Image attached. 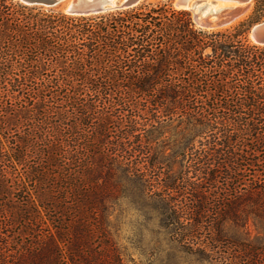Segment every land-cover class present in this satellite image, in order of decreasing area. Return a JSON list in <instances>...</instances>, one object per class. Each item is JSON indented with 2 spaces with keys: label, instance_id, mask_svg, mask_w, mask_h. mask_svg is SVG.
Returning <instances> with one entry per match:
<instances>
[{
  "label": "trees",
  "instance_id": "16d2710c",
  "mask_svg": "<svg viewBox=\"0 0 264 264\" xmlns=\"http://www.w3.org/2000/svg\"><path fill=\"white\" fill-rule=\"evenodd\" d=\"M242 26L0 0V264H126L121 196L192 254L264 264V46Z\"/></svg>",
  "mask_w": 264,
  "mask_h": 264
},
{
  "label": "rangeland",
  "instance_id": "374dc122",
  "mask_svg": "<svg viewBox=\"0 0 264 264\" xmlns=\"http://www.w3.org/2000/svg\"><path fill=\"white\" fill-rule=\"evenodd\" d=\"M12 1L18 2L28 8H36L42 11H56L64 13L60 8L62 4H58L52 7H46L42 5H26L20 0ZM174 1L175 0H143L142 3L133 8L139 7L141 5H156L158 3H161L171 5L173 8L179 9L174 6ZM258 4V0H253L249 6L248 12L243 18L238 20L233 25L218 28L215 30H225L226 28L234 27L238 24H241L243 25L242 28H246V38L250 43H253L248 35L249 28L253 24L264 19V10L258 9ZM129 9L111 10L99 14L125 11ZM184 10H187L189 12L193 21L192 12L188 9ZM99 14H92L86 16H95ZM193 23L195 27L200 28L194 21ZM127 201H129V199H127L126 197H119L116 201V205L112 210V215L109 217L110 236L114 241V244L118 248V251L120 252L124 263L220 264L219 262H215V260L211 258H202L196 254L188 252L179 242H177L172 237L169 230L159 226V223L155 216H152L149 212H141L140 210H138V207L130 206V203H128ZM246 230H248L249 234L251 235L250 237H254L257 233L253 222L250 219L247 222Z\"/></svg>",
  "mask_w": 264,
  "mask_h": 264
},
{
  "label": "water",
  "instance_id": "95a60500",
  "mask_svg": "<svg viewBox=\"0 0 264 264\" xmlns=\"http://www.w3.org/2000/svg\"><path fill=\"white\" fill-rule=\"evenodd\" d=\"M26 5H42L46 7L61 5V10L69 15L86 16L104 13L111 10L133 8L143 0H116L110 4L108 0H20ZM204 0H175L174 6L188 9L192 12L193 21L202 29L215 30L222 28L241 16L249 8L253 0H219L227 4L218 13L202 14L203 6H198ZM216 2L217 0H210ZM250 40L259 46H264V19L253 24L248 31Z\"/></svg>",
  "mask_w": 264,
  "mask_h": 264
},
{
  "label": "bare ground",
  "instance_id": "6f19581e",
  "mask_svg": "<svg viewBox=\"0 0 264 264\" xmlns=\"http://www.w3.org/2000/svg\"><path fill=\"white\" fill-rule=\"evenodd\" d=\"M110 4H114L116 2V0H108ZM198 6H203L202 9V14H206V13H218L220 11H222V9L224 7L227 6V4H225L224 2H221L219 0H217L216 2H212L210 0H204L201 3H199ZM249 8L246 10V12L244 14H242L241 16H239L238 18H236L234 21H232L230 24L224 26H230L233 25L234 23H236L238 20H240L241 18H243L245 16V14L248 12ZM223 28V27H222Z\"/></svg>",
  "mask_w": 264,
  "mask_h": 264
}]
</instances>
